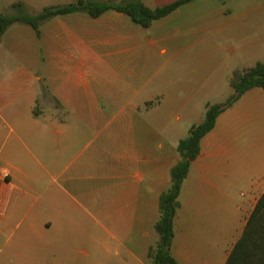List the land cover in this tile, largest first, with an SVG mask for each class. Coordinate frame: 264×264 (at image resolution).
Listing matches in <instances>:
<instances>
[{"label":"crops","instance_id":"obj_1","mask_svg":"<svg viewBox=\"0 0 264 264\" xmlns=\"http://www.w3.org/2000/svg\"><path fill=\"white\" fill-rule=\"evenodd\" d=\"M75 1L0 0V14H15V3L35 15ZM141 1L153 9L177 0ZM3 50L0 132L11 128L17 116L28 115L31 119L22 127L35 132L34 138L39 129L43 139L50 132L57 135L62 164L56 174L44 167L57 188L48 206L54 216L40 222H35L34 206L12 202L14 176L0 167V178L6 176L0 186V264H60L55 240L61 234L55 227L65 208L72 212L68 220L74 227L73 213L96 211L98 194L107 193L116 195L111 206L126 217L114 253L124 254L125 264H149L147 251L157 239L158 200L170 186L179 140L203 121L207 105L233 96V71L264 62V0H192L148 28L131 25L115 11L97 18L57 16L40 26L39 35L29 26H9L0 37L1 57ZM132 66L138 74L155 69L153 93L141 95L140 88L126 82ZM114 88L128 100L141 98L126 107L142 110V134L134 139L127 133L117 140L108 168H99L92 158L77 163V155L63 164L77 146L76 131L94 126L76 118L103 114L99 95L113 107ZM100 149L106 152L103 142ZM263 193L264 91L252 88L219 113L200 141L177 198L173 258L178 264H225Z\"/></svg>","mask_w":264,"mask_h":264},{"label":"rangeland","instance_id":"obj_2","mask_svg":"<svg viewBox=\"0 0 264 264\" xmlns=\"http://www.w3.org/2000/svg\"><path fill=\"white\" fill-rule=\"evenodd\" d=\"M130 24L133 23L130 21ZM11 27L28 28L20 23H15ZM4 55L5 51L3 50L0 60L4 58ZM134 69L135 66L129 68L131 73H129V77L125 76L126 82L135 89L140 88L141 95L153 93L151 90H154L155 69L150 66L143 74L135 73ZM113 99L115 104L112 107L111 100L107 101L99 95L98 108L102 109L104 113L93 116L91 120V116L88 114L82 116L81 120L73 116L77 122L89 123L88 125L94 126L83 127L82 130L76 131V134L80 133V136L76 137L77 146L74 152L66 155L65 160L62 161L63 164H66L69 158L77 155V163L84 164L87 159L92 158L94 160L92 163L99 168H108L111 163L109 154L112 151L116 152L117 140L120 142L127 133L130 138H139L138 134H142V132H138V125L143 112L141 109L133 111L126 105L128 102L135 104L141 98L132 99L130 96V100H128V97L121 96L118 89L114 88ZM43 118L45 116L41 120L39 117V121H42ZM14 119L11 128H4L0 132V167L8 170L14 176L13 181L17 185L16 189L11 190V200L24 204V206H34L32 213L35 216V222L51 219L54 216V210L48 206L50 200H53L52 194L57 188V182L45 176L43 170L47 166L50 172L56 174L61 169L62 163L58 164L60 159L57 135L50 132L43 139L39 129L34 138L33 132L25 131L23 128L27 120L31 119L28 115H20ZM102 142L106 146V152L103 153L100 149ZM111 143L112 149L110 150ZM51 160H55L56 163L49 168L48 164ZM101 171H97V173L99 174ZM113 195L116 197L114 193ZM113 195L110 193L98 194L96 211H93L92 208L91 213L87 215L76 210L72 216V220L75 221L74 227L68 220L72 212L65 208L64 216L60 219L59 225L55 227H58L57 231L59 230L61 234L57 241L55 240L61 249L60 264H125L126 256L120 254L117 257L114 253V246L116 241L122 240L121 229L125 224L126 217L125 212L121 213L111 206ZM34 236L36 242V232Z\"/></svg>","mask_w":264,"mask_h":264},{"label":"trees","instance_id":"obj_3","mask_svg":"<svg viewBox=\"0 0 264 264\" xmlns=\"http://www.w3.org/2000/svg\"><path fill=\"white\" fill-rule=\"evenodd\" d=\"M191 1L177 0L169 5L151 9L141 0H121L119 3L76 0L64 6L45 7L35 15L28 14L23 4L15 3L11 6L15 14H0V37L15 23L29 26L36 35H39V28L45 21L73 13H83L97 18L107 11H115L126 15L133 24L148 28L153 21L169 15ZM230 86L234 90L233 96L223 104L207 105L203 121L198 125H192L187 136L177 144L179 160L170 169V186L158 200V219L154 224L157 239L147 251L149 264H178L171 254V245L173 220L178 208L177 198L181 184L187 176L190 163L199 154L201 139L212 130L219 113L252 88H261L264 91V62H258L247 70L233 71ZM225 264H264V193L259 197L241 237L235 243Z\"/></svg>","mask_w":264,"mask_h":264},{"label":"built area","instance_id":"obj_4","mask_svg":"<svg viewBox=\"0 0 264 264\" xmlns=\"http://www.w3.org/2000/svg\"><path fill=\"white\" fill-rule=\"evenodd\" d=\"M6 182V176H4L3 178H0V186L2 183Z\"/></svg>","mask_w":264,"mask_h":264}]
</instances>
